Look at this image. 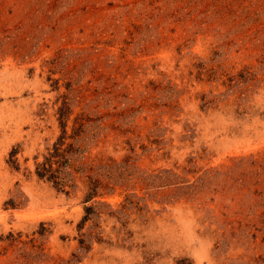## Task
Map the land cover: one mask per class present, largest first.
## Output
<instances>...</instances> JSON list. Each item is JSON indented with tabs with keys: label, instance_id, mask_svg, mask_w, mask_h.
I'll use <instances>...</instances> for the list:
<instances>
[{
	"label": "rangeland",
	"instance_id": "rangeland-1",
	"mask_svg": "<svg viewBox=\"0 0 264 264\" xmlns=\"http://www.w3.org/2000/svg\"><path fill=\"white\" fill-rule=\"evenodd\" d=\"M0 264H264V0H0Z\"/></svg>",
	"mask_w": 264,
	"mask_h": 264
},
{
	"label": "trees",
	"instance_id": "trees-1",
	"mask_svg": "<svg viewBox=\"0 0 264 264\" xmlns=\"http://www.w3.org/2000/svg\"><path fill=\"white\" fill-rule=\"evenodd\" d=\"M61 127H64V123H61ZM61 135L58 136L56 142L52 145V150L48 152L43 160L36 164L35 166V175L39 178H45L52 181L55 186H61V180L59 179V168L62 165L64 160V149L61 148L64 128L61 130ZM90 210V207L85 208L87 213Z\"/></svg>",
	"mask_w": 264,
	"mask_h": 264
}]
</instances>
